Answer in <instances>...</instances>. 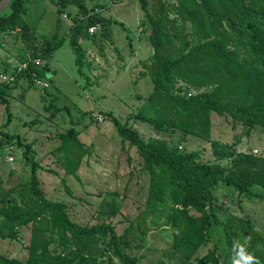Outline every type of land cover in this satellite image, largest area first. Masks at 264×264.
Returning a JSON list of instances; mask_svg holds the SVG:
<instances>
[{
  "label": "trees",
  "instance_id": "trees-1",
  "mask_svg": "<svg viewBox=\"0 0 264 264\" xmlns=\"http://www.w3.org/2000/svg\"><path fill=\"white\" fill-rule=\"evenodd\" d=\"M27 1L10 2L11 13L0 17V35L15 34L23 42L19 56L28 66L18 67L15 74L25 73L36 80L54 71L35 60L51 57L65 39L57 34L46 36L30 26L24 20ZM53 1L59 7L76 3L83 13L72 24L70 41L78 70L84 74L91 62L79 38L96 40L98 34L88 31L96 22L103 24L102 36H108L106 29L112 21L100 12L89 15L85 0ZM139 2L143 10L140 29L149 31L154 49V89L144 111L127 121L113 114L109 118L122 141L136 147L150 173L143 209L136 217L119 220L128 223L119 232L115 217L121 213L125 195L109 193L112 199L104 198L98 206V222L81 224L71 218L66 202L46 196L36 173L40 164L34 161L32 179L16 195L0 196V215L13 229L0 230V236L16 238L20 228L30 226L28 256L23 260L0 250V264H143L139 250L150 231L162 227L175 230L166 251L172 264H221L217 247L198 254L218 230L212 231L215 225L222 226L227 258L232 256L234 240L243 243L247 239L248 251L264 264V223L259 225L245 211L224 218L229 206L217 194L224 185L233 186L241 196L254 195L255 185L264 188V154L238 150L239 138L222 142L212 137L213 113L229 116L233 126L241 124L247 136L257 126L264 127V0ZM97 7L106 5L96 3L92 12ZM130 118L149 123L159 133L181 132L209 141L213 161H204L199 149L183 151L163 137L144 138L129 124ZM80 134L76 128L62 134L69 138L72 154L70 161L66 157L61 162L65 172L79 180L77 170L90 153ZM66 190L72 193L67 185Z\"/></svg>",
  "mask_w": 264,
  "mask_h": 264
},
{
  "label": "rangeland",
  "instance_id": "rangeland-1",
  "mask_svg": "<svg viewBox=\"0 0 264 264\" xmlns=\"http://www.w3.org/2000/svg\"><path fill=\"white\" fill-rule=\"evenodd\" d=\"M11 1L0 2V17L11 13ZM83 2L89 12L96 3L106 5L100 13L112 21L106 29L108 36L98 32L96 40L79 38L91 62V67H85L84 74L78 70L70 41L72 24L83 15L76 3L59 7L53 0L27 1L24 20L41 34L49 37L57 34L65 39L63 45L42 63L54 71L49 76L41 75L31 80L23 73L14 81H3L1 75L13 76L23 64L19 56L23 42L15 34L0 35V196L5 193L16 195L17 190L31 180L35 161L40 164L36 166V173L46 196L66 202L71 218L81 224L98 222V206L104 198L112 199L109 193L125 195L121 213L115 217L118 223L126 217H136L143 209L150 173L143 167V159L136 147L122 141L109 114L127 121L130 115L144 111L154 89L151 77L156 68L152 62L154 49L149 31L140 29L143 10L139 0ZM44 85H47L46 92ZM97 115L105 116V120L99 122ZM212 120L214 139L234 142L239 138L238 150H257L256 154H264V127L257 126L247 136L243 126H233L229 116L213 113ZM129 124L146 139L163 137L173 145H180L183 151L201 150L204 161L214 159L210 142L205 139L185 136L181 132L159 133L149 123L135 118H130ZM71 128L81 131L79 139L90 149L77 170L81 180L67 174L61 163L66 157L71 160L69 138L62 137ZM66 185L72 193L67 192ZM253 192L254 195L241 196L233 186H222L218 197L229 206L224 218L234 213L243 215L245 211L251 213L259 225L264 223V188L255 185ZM127 224L119 222V232ZM0 230H13L1 215ZM212 231H215L212 240L198 254L203 255L217 247L220 263L231 264V258L226 257L227 250H224L222 226L215 225ZM174 232L170 227L150 231L146 245L138 252L142 256L141 262L172 264L166 251L171 246ZM30 237V226L20 228L16 238L0 236V250L25 260Z\"/></svg>",
  "mask_w": 264,
  "mask_h": 264
},
{
  "label": "clouds",
  "instance_id": "clouds-1",
  "mask_svg": "<svg viewBox=\"0 0 264 264\" xmlns=\"http://www.w3.org/2000/svg\"><path fill=\"white\" fill-rule=\"evenodd\" d=\"M248 244L247 239L243 243L240 240L233 241L231 264H260L255 254L248 251Z\"/></svg>",
  "mask_w": 264,
  "mask_h": 264
},
{
  "label": "built area",
  "instance_id": "built-area-1",
  "mask_svg": "<svg viewBox=\"0 0 264 264\" xmlns=\"http://www.w3.org/2000/svg\"><path fill=\"white\" fill-rule=\"evenodd\" d=\"M112 1H113V3H114V2H116L117 0H112ZM102 9H103L102 7H97V8L95 9V11L89 13V15H91V14H93V13H96V12L99 13V12H101ZM102 29H103V24H102L101 22H96V23L92 24V25L88 28V31H89V33H90L91 35H93V34H96V33L100 32ZM35 63H36V64H42L43 61H42L41 59H36V60H35ZM27 66H28V63L25 62V63H23V64L20 66L19 70H21L22 68H27ZM1 78L3 79V81L9 83V82H11V81L16 80V74L13 75V76L1 75ZM189 94H192V93H189ZM96 118H97V120H98L99 122H103V121L105 120V117H104L103 115H97ZM180 147H181V146H180ZM254 152H257V150H254ZM9 159L12 160L13 158H12V157H9Z\"/></svg>",
  "mask_w": 264,
  "mask_h": 264
},
{
  "label": "water",
  "instance_id": "water-1",
  "mask_svg": "<svg viewBox=\"0 0 264 264\" xmlns=\"http://www.w3.org/2000/svg\"><path fill=\"white\" fill-rule=\"evenodd\" d=\"M48 72H49V69H48Z\"/></svg>",
  "mask_w": 264,
  "mask_h": 264
},
{
  "label": "crops",
  "instance_id": "crops-1",
  "mask_svg": "<svg viewBox=\"0 0 264 264\" xmlns=\"http://www.w3.org/2000/svg\"><path fill=\"white\" fill-rule=\"evenodd\" d=\"M0 142H1V140H0Z\"/></svg>",
  "mask_w": 264,
  "mask_h": 264
}]
</instances>
